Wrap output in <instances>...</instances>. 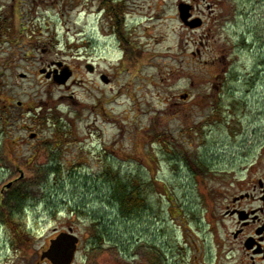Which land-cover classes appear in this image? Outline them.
I'll return each mask as SVG.
<instances>
[{"label":"rangeland","instance_id":"obj_1","mask_svg":"<svg viewBox=\"0 0 264 264\" xmlns=\"http://www.w3.org/2000/svg\"><path fill=\"white\" fill-rule=\"evenodd\" d=\"M99 5L0 0V226L37 250L73 224L100 264H234L227 206L264 177V0H124L119 26ZM52 58L67 84L41 75ZM113 174L145 209L111 207Z\"/></svg>","mask_w":264,"mask_h":264},{"label":"flooded vegetation","instance_id":"obj_2","mask_svg":"<svg viewBox=\"0 0 264 264\" xmlns=\"http://www.w3.org/2000/svg\"><path fill=\"white\" fill-rule=\"evenodd\" d=\"M116 9L126 11L122 5V1H116ZM98 13L104 11V15H111L110 4L104 5L99 1ZM104 5V7L102 6ZM101 7V8H100ZM8 10V8H7ZM7 10L1 12L0 31L2 34H8V27L11 28L8 21H3L2 17ZM114 23V22H113ZM115 25V24H114ZM46 51V48H44ZM65 69V62L60 59L47 60L43 63L40 69L42 76L46 79L54 80ZM23 106V103H18L17 106ZM9 108V106H6ZM33 138H37V134H32ZM254 189H240L239 195H233L227 217L232 216L231 223L233 229L227 232L230 237L225 242H221L222 251H225L227 245L233 244L235 249L234 264H264V177L259 178L254 184ZM228 190V189H225ZM255 192V193H254ZM260 193V195L257 194ZM4 193V189L2 190ZM257 196V197H256ZM4 197H2V200ZM4 203V202H3ZM0 226V264H18V257L21 259V264H100L102 257L99 258L97 252V240L88 237L86 240L75 229L73 224L67 225L66 228H55L52 231V236L45 241V244L34 250L29 233L22 225H17L13 220H4ZM17 227H20L17 230ZM225 227V225H224ZM24 229V230H23ZM24 231L26 234H23ZM64 234V242L62 246L65 248L66 257L55 263L49 257L52 241L56 240L60 235ZM74 250L72 254L71 251ZM71 253V254H70ZM233 256L231 258L233 259ZM104 262V260H103ZM105 264V263H104Z\"/></svg>","mask_w":264,"mask_h":264},{"label":"trees","instance_id":"obj_3","mask_svg":"<svg viewBox=\"0 0 264 264\" xmlns=\"http://www.w3.org/2000/svg\"><path fill=\"white\" fill-rule=\"evenodd\" d=\"M99 1L102 2L104 5L108 3L110 4L111 15H112L111 18L113 20L115 19L114 21L116 22L117 26L121 25L125 13L120 9H116V5H117L116 0H99ZM123 48L126 59L134 58L135 53H132V49L127 43H124ZM197 168H199V166H197ZM112 181H114V186L111 192V198H112V200H110L111 207L113 208L115 206L119 207L120 212L124 217L126 218L131 217L132 215L142 211L147 207L145 198L143 197L145 184H143L141 180H138L135 177L123 178L120 175L113 174ZM16 203H17V207H16L17 214H22V212L24 213V211L26 210L23 207L24 204H22V202L17 198H16ZM19 228L20 227H17V230H19ZM21 232L23 234H26L24 231Z\"/></svg>","mask_w":264,"mask_h":264},{"label":"water","instance_id":"obj_4","mask_svg":"<svg viewBox=\"0 0 264 264\" xmlns=\"http://www.w3.org/2000/svg\"><path fill=\"white\" fill-rule=\"evenodd\" d=\"M191 6L187 4H181L179 5V12H180V18L181 20L189 27L191 28H196L202 25V20L201 19H193L190 20L191 18ZM90 71H93V67L89 66L88 67ZM73 76V72L69 67H66L62 73L58 76H56L55 82L57 84H63L65 85ZM103 80L108 83L109 79L107 77H103ZM187 95L183 96V99H186ZM12 183L8 184V187H11ZM64 234L60 235L56 240L52 241L51 249L49 251V257L55 262L58 263L59 260H63L66 255H65V248L62 246L64 239H63ZM71 253H74V250L71 251ZM70 253V254H71Z\"/></svg>","mask_w":264,"mask_h":264}]
</instances>
